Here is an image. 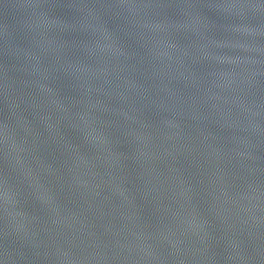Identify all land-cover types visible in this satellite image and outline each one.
Returning a JSON list of instances; mask_svg holds the SVG:
<instances>
[{
  "label": "water",
  "instance_id": "95a60500",
  "mask_svg": "<svg viewBox=\"0 0 264 264\" xmlns=\"http://www.w3.org/2000/svg\"><path fill=\"white\" fill-rule=\"evenodd\" d=\"M32 2L0 0V264H264V0L97 4L129 51L72 58L28 47Z\"/></svg>",
  "mask_w": 264,
  "mask_h": 264
},
{
  "label": "clouds",
  "instance_id": "9594fccd",
  "mask_svg": "<svg viewBox=\"0 0 264 264\" xmlns=\"http://www.w3.org/2000/svg\"><path fill=\"white\" fill-rule=\"evenodd\" d=\"M97 4H99L100 7L107 8L110 11L118 8H128V5L119 4L117 3V0H80V2H77V0H67V3H65V0H33L32 3L19 7L24 9L28 15L26 19H22L19 22L18 28L21 33L27 34V36L30 38L28 47L39 46V43L42 40H55L56 42L64 45V47L61 49V52L67 55L69 58H72L74 55L83 57L85 54V45L94 44L97 47H100L99 40L101 37L110 40L113 45L119 48L121 51L125 53L128 52L129 50L127 46L121 41L117 32L110 29L106 22L102 19L101 14L97 11ZM57 7H69L80 12L82 17L79 20L68 22L52 14V10ZM90 13L95 14L98 23L102 26V32L97 33L91 29H86L81 26L80 22ZM123 13L126 15L128 23L127 29H123V31L138 41L134 32V29L138 25L135 20L132 19L134 13L131 11ZM67 33L83 34L88 38L72 39L69 41L64 38V35ZM139 39L140 41L143 40L142 37ZM101 51H105V49L101 48ZM46 55L48 56L49 61L54 63L55 54L46 53ZM49 67H51V63L49 64ZM59 73L68 75L67 73L55 70L53 71L52 75ZM73 129L79 132V129ZM80 135L84 144L91 147V145H89L88 137L84 136L83 133H80ZM86 150L87 149H85V151ZM188 190L191 192V184H189ZM220 192L224 196L230 195L229 190L225 187H221ZM209 195H211V193H209ZM19 202V191H15V199L11 193L6 192L3 197H0V211L14 215L15 209L19 207ZM139 250L143 251L142 248ZM132 264H139V262L133 261Z\"/></svg>",
  "mask_w": 264,
  "mask_h": 264
}]
</instances>
